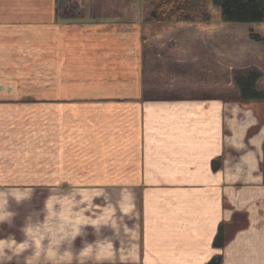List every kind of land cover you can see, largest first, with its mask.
<instances>
[{
    "label": "crops",
    "instance_id": "0c3cea01",
    "mask_svg": "<svg viewBox=\"0 0 264 264\" xmlns=\"http://www.w3.org/2000/svg\"><path fill=\"white\" fill-rule=\"evenodd\" d=\"M56 1L0 0V264H264V103Z\"/></svg>",
    "mask_w": 264,
    "mask_h": 264
},
{
    "label": "rangeland",
    "instance_id": "374dc122",
    "mask_svg": "<svg viewBox=\"0 0 264 264\" xmlns=\"http://www.w3.org/2000/svg\"><path fill=\"white\" fill-rule=\"evenodd\" d=\"M151 8L142 0H79L82 21L94 13L112 21L141 24L147 47L153 49L148 50L157 52L156 60L161 58L157 61L159 78L166 82L172 75V88L184 84L224 87L239 75L257 71L262 76L257 89L264 91V24L223 23L219 9L209 0L205 4L209 20L195 23L155 24L149 21ZM226 94L236 97L229 89ZM35 159L41 160V151L36 152ZM42 194L39 191L36 197Z\"/></svg>",
    "mask_w": 264,
    "mask_h": 264
},
{
    "label": "trees",
    "instance_id": "16d2710c",
    "mask_svg": "<svg viewBox=\"0 0 264 264\" xmlns=\"http://www.w3.org/2000/svg\"><path fill=\"white\" fill-rule=\"evenodd\" d=\"M209 1L211 5L219 9L220 19L223 23L264 24V0ZM142 2L152 5L149 21L155 24H185L195 23L198 19L209 20V15L205 13V4L208 0H142ZM56 3V17L59 21L71 23L79 18V0H57ZM261 78V74L257 71L247 72L234 78L233 86L237 96L235 100L242 104L264 103V91L257 89ZM217 167H219V162ZM225 244L224 230L220 226L213 247L221 250ZM208 264H222V256L215 255Z\"/></svg>",
    "mask_w": 264,
    "mask_h": 264
}]
</instances>
